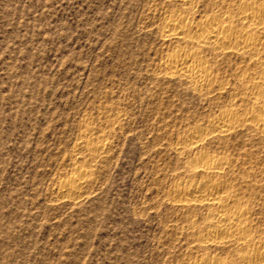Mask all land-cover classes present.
<instances>
[{
  "label": "rangeland",
  "instance_id": "374dc122",
  "mask_svg": "<svg viewBox=\"0 0 264 264\" xmlns=\"http://www.w3.org/2000/svg\"><path fill=\"white\" fill-rule=\"evenodd\" d=\"M172 7L0 0V264L238 259L216 246L193 252L170 201L194 159L178 153L179 137L236 97L202 96L161 68L179 44L159 28ZM239 65L226 56L218 66L233 81ZM85 135L107 143L104 156L80 147ZM206 148L237 159L235 172L259 185L246 195L264 199V140L243 131ZM81 167L89 183L74 199L60 186ZM259 215L264 228V207Z\"/></svg>",
  "mask_w": 264,
  "mask_h": 264
},
{
  "label": "bare ground",
  "instance_id": "6f19581e",
  "mask_svg": "<svg viewBox=\"0 0 264 264\" xmlns=\"http://www.w3.org/2000/svg\"><path fill=\"white\" fill-rule=\"evenodd\" d=\"M167 1L173 7L160 22L161 36L179 44L161 61V68L186 79L202 96L216 92L223 96L228 89L236 96L206 123H197L178 136V153L194 154L184 165L191 178L171 191L172 206L186 223L181 231L192 251L216 246L238 256L236 260L204 252L191 264H264L263 217L259 215L264 199L246 195L259 185L235 172L237 159L206 148L243 131L264 140V0ZM199 9L202 12L197 15ZM226 56L241 60L233 81L222 76L218 66ZM80 147L93 157L108 151L104 140L86 135ZM88 183V171L79 168L60 191L75 199Z\"/></svg>",
  "mask_w": 264,
  "mask_h": 264
}]
</instances>
